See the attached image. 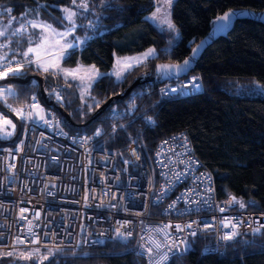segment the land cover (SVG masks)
I'll return each instance as SVG.
<instances>
[{
  "label": "trees",
  "instance_id": "obj_1",
  "mask_svg": "<svg viewBox=\"0 0 264 264\" xmlns=\"http://www.w3.org/2000/svg\"><path fill=\"white\" fill-rule=\"evenodd\" d=\"M106 2L110 6H105L102 0H89V11L80 17L82 23L76 32L92 37L77 48L69 49L63 64L69 67L93 64L108 72L115 54L123 56L154 47L155 57L128 70L119 82L112 75L99 78L91 88V104L82 108L78 106L80 96L74 81L66 83L62 75L44 73L36 66L23 68L22 77L37 74L43 78L46 92L59 90L63 99L56 102L78 124L86 122L111 96L125 92L137 78L155 76L157 63H177L185 59L225 11L264 10V0H175L172 20L181 37L169 47V31L159 29L146 19L155 7L154 0ZM63 6L74 7L72 0H0V11L11 7L16 15L15 28L34 19L63 28L66 23L61 11ZM97 17H100L99 27H87ZM31 32L28 29V34ZM28 34L18 33L12 37L10 46L24 51ZM3 42L6 41H0ZM193 77H199L196 81L202 85L199 92L185 95L177 90L162 95L166 83L181 84ZM253 81L264 83V23L244 18L237 20L226 36L219 37L204 50L186 78L161 84L147 80L86 127L71 126L58 110H53L60 127L67 132L101 130L97 146L102 149L126 154L128 146L136 143L150 166L157 143L171 133L186 130L196 153L215 176L218 195L242 200L245 207L239 206L240 209L264 211V95L248 91ZM12 85L18 90V98L13 99L17 104L29 99L33 92L38 94L40 89V83L34 79ZM121 112H124L122 116L115 117ZM148 118L154 123L149 124ZM113 122L116 127L111 126ZM211 244V234H199L190 241L188 252L175 255L169 264H264V228L259 234L253 232L238 237L215 253H204V247ZM26 261L38 264L36 257ZM0 264H22V259H16L15 254L0 256ZM43 264H144V259L135 253L133 243L107 241L76 251H52Z\"/></svg>",
  "mask_w": 264,
  "mask_h": 264
},
{
  "label": "built area",
  "instance_id": "obj_2",
  "mask_svg": "<svg viewBox=\"0 0 264 264\" xmlns=\"http://www.w3.org/2000/svg\"><path fill=\"white\" fill-rule=\"evenodd\" d=\"M8 8L11 7L1 9L0 14L16 18L13 10L5 11ZM10 47L23 52L20 47ZM8 54L11 58L12 53ZM28 66L36 65L25 67ZM189 82H168L163 89L180 90L187 85V94L200 91ZM6 86L15 89V94L7 99L8 105L23 107L27 112V105L35 103L44 109L41 115L51 126L43 121L21 120L0 101L21 122L18 139L11 145L0 144V252L39 248L42 255L48 249L76 251L120 241L133 243L144 264H169L175 255L187 253L190 241L199 234L213 236V244L203 250L215 253L238 237L252 234V229L264 228V211L240 209L238 204L228 202L232 196L218 195L215 176L196 153L186 130L161 139L153 150L150 166L136 143L128 146L126 154L112 152L95 145L102 135L99 129V135L97 130H64L53 107L49 106L50 115L46 113L48 105L42 101L40 89L38 94L33 92L29 99L17 104L13 102L18 98L17 88L12 83L0 84ZM55 92L59 90L53 89L51 95L47 92L50 99L57 98ZM117 114L118 118L124 112ZM111 126L116 127V122ZM21 209L26 211L21 213ZM229 220L238 224L240 235L224 240L221 237L232 228L225 227L222 221ZM187 224H192V228L176 231L175 225ZM205 224L211 227L205 228ZM29 226L34 236L29 235ZM116 229L126 239L117 237ZM193 231L195 236L191 235ZM129 232L131 236H127ZM18 238L26 243L16 244ZM37 238L39 243L31 242ZM153 242L162 247L157 249ZM173 244L179 246V252ZM148 247L153 248L151 256ZM165 252L168 259L160 262Z\"/></svg>",
  "mask_w": 264,
  "mask_h": 264
},
{
  "label": "snow or ice",
  "instance_id": "obj_3",
  "mask_svg": "<svg viewBox=\"0 0 264 264\" xmlns=\"http://www.w3.org/2000/svg\"><path fill=\"white\" fill-rule=\"evenodd\" d=\"M102 3H105V6H110L106 2V0H102ZM173 3V0H157V6L156 10L151 14L150 17L146 18L151 20L153 23H157L158 25H167V28L171 31H175V25L172 23L170 19V11ZM73 7H65L61 9V11L64 13V20L67 22L66 25H62L64 28L63 31H58L56 28H54L51 24H47L46 22H41L37 20H27L25 23L21 24L18 28L13 29L11 32L9 31L8 27H2L0 28V38L5 40L6 42L0 43V68L6 69L5 71H0V79L7 78L9 75H11L14 78H19L24 75L23 68L26 65H36L38 69L43 71L44 73L51 72L53 75H62L65 79V82L67 83L69 78L72 80H78L82 88V95L81 98L83 99V92L86 91L88 88L91 87V83L95 82L99 78H102L104 76H110L114 75L116 77V80L119 82L123 79V75L126 71L130 70L132 67L136 65H140L144 63L149 58L155 57L156 50L155 49H148L146 52L142 53L140 56L137 57H117L116 58V70L113 73H101L95 65L88 66L85 68L83 65L78 64L76 68L69 69V68H62L60 66L59 61L62 60L65 56H67L69 49H74L79 46L80 43L83 41L80 40L78 37H74L72 42H69L67 37L72 36L77 28L76 18L78 15L89 11V0H80L79 3H77V0H72ZM7 13H11L12 9L8 8L5 9ZM237 14H243V11L234 12L233 10H229L228 12H225L222 16H218L216 18L215 22H222L220 23L221 27H227L228 22L231 21L232 17ZM27 15V13L23 14ZM15 17H12L9 19L8 24L10 25L13 20H15ZM99 19L100 17H97L95 22H89V25L87 27L96 29L99 27ZM39 29V33L37 35L36 41H33L31 37L28 39L29 46L24 50L23 52L17 53L15 50H13L10 45L12 43V37H15L18 33L25 35L28 34V29ZM58 37V38H57ZM202 46V45H201ZM198 46L196 49H193L192 56L195 58L197 54L199 53L200 47ZM4 49H7L8 51H4ZM9 52L12 53L11 58L9 57ZM19 56L20 59H17L16 57ZM191 59L184 60L183 64H174V63H167V64H160L157 65V73L162 74L164 76H172V75H179L182 72H185L189 65L191 64ZM12 65H15L13 67ZM199 80V77H193L192 80L189 82L192 86V88L199 91L202 87L201 84L196 83V81ZM35 83V81H33ZM187 87V85L181 86V94H187V92L184 91V89ZM55 91V90H54ZM248 91L255 95H264V83H261L259 81H253L251 82ZM177 89L173 88H167L162 89L161 93L162 95H168L169 93H176ZM15 94V89H13L10 86L6 87H0V101H3L5 103V106L11 109V111L15 112L16 115L21 120H37L43 121L46 125L51 126V122L46 119L45 115H41V113L44 112V109L40 107L39 105H36L35 103L27 105V107L30 109L29 111L25 112L24 108L21 107L19 109L12 108L11 105H8L7 99L10 95ZM55 95L57 97V100H62L63 97L60 95L59 92H55ZM32 101L35 102L36 97L33 96ZM96 104H99V101H96ZM91 107V106H89ZM132 107L134 108L135 105L133 104ZM149 124L154 123L151 118H148L147 121ZM5 126H10L11 131H7ZM15 128L16 125L12 123V120H9L7 118L0 119V138H7L11 137L15 134ZM100 132L97 130L96 135H99ZM23 143V141H21ZM166 143V142H165ZM167 189H165L166 191ZM229 203L239 204L241 208L245 207V204L242 200H238L235 196H232ZM174 205H170V207H173ZM221 211H224V209H220ZM26 211L25 209H21V213ZM38 215V214H37ZM23 218V217H22ZM195 223V222H193ZM225 227L231 226L232 231L230 233L225 234L223 237H221L224 240H233L235 237L240 235V232L238 231V224L232 223V221H222ZM31 224V222H29ZM166 227H172L171 225H168ZM211 227V225L205 224V228ZM261 227H264L262 225ZM185 228L191 229L192 224H187L184 226L181 225H175V229L178 232H183ZM29 235H35L32 232V228L29 226L27 229ZM160 231H163V229H160ZM254 233L259 234L261 232V228H254L252 229ZM117 237L125 238L124 233H121L119 229H116ZM132 234L129 232L127 233V236H131ZM192 236L196 235V232L193 231L191 233ZM32 243L36 244L39 243V239H34L31 241ZM16 244H24L26 241L24 239L18 238L15 241ZM155 244V247L157 249L161 248L162 245L158 242H153ZM184 243V242H181ZM173 248L176 249L177 252L180 251L179 246L173 244ZM59 250V249H58ZM147 253L149 256L153 253V248L148 247ZM172 248L169 249L171 251ZM185 250H187L185 248ZM48 254L43 255L42 257L39 255L40 249L36 248L33 251H30L28 253H20L19 258L24 260H31L34 257L37 258L38 264H43L44 261L49 260L50 255H52L51 249H48ZM15 254V251H8V252H0V256H13ZM168 259V253L165 252L160 257V262L165 261Z\"/></svg>",
  "mask_w": 264,
  "mask_h": 264
},
{
  "label": "water",
  "instance_id": "obj_4",
  "mask_svg": "<svg viewBox=\"0 0 264 264\" xmlns=\"http://www.w3.org/2000/svg\"><path fill=\"white\" fill-rule=\"evenodd\" d=\"M229 10H233L234 12H240L243 11V14H237L234 15L231 19L230 22H228L227 27H221L220 23L222 22H215L214 26L212 28V30L206 35L204 36L201 40H199L191 49L190 53L187 55V57L185 59H183L180 62L174 63V64H183L184 60L186 59H191L192 62L189 65V67L187 68V70L185 72L180 73L178 76L177 75H172V76H164L162 74H158L157 73V65L160 64H167L170 62H159L156 64L155 66V76L151 77L149 76L148 78H143L145 76L139 77L137 78L123 93L111 96L105 103H103L98 110L84 123H75L70 114L64 110V108L59 105L57 102L53 101L52 99H50L48 93L45 90L44 84H43V78L40 75L37 74H30L27 75L25 77H19V78H14L12 76H9L7 78L4 79H0V84H4V83H26L29 82L30 80H37L40 83V97L42 99V101L44 102V104L55 108L56 110H58L61 114V116H63L66 121L73 127H86L92 120H94L95 118L99 117L100 115H102L106 109L112 105H114L115 103L123 100L135 87H137L138 85H140L141 83L147 81V80H155L158 83H163L167 80H171V79H183L186 78L191 72H193L195 65L198 61V59L201 57L202 53L204 52V50L206 48H208L214 41H216L219 37L221 36H226L228 34V32L231 30V28L233 27L234 23L239 20V19H244V18H248V19H252V20H257L260 22L264 23V10L262 11H255V10H251V9H229ZM229 10L225 11L228 12ZM224 12V13H225ZM224 13H222L219 16H222ZM202 45V46H201ZM198 46L200 47L199 53L197 54V56L195 58H193L192 53H193V49H196ZM0 110L4 113H6L9 117H11L13 119V121L16 124V131L13 137H11L8 140H0V144H4V145H11L13 144L19 137L20 135V131H21V122L20 120L13 114L10 112V110H8L1 102H0Z\"/></svg>",
  "mask_w": 264,
  "mask_h": 264
},
{
  "label": "rangeland",
  "instance_id": "obj_5",
  "mask_svg": "<svg viewBox=\"0 0 264 264\" xmlns=\"http://www.w3.org/2000/svg\"><path fill=\"white\" fill-rule=\"evenodd\" d=\"M155 1V7H154V9H153V11L152 12H150L148 15H147V18L148 17H150L151 16V14L156 10V6H157V0H154ZM174 2H175V0H173V3H172V6H171V8L169 9V11H170V19H171V21H172V23L175 25V23L173 22V20H172V7H173V4H174ZM66 6H63L62 7V9L63 8H65ZM74 8V7H73ZM64 14V13H63ZM83 15V13L82 14H80V15H78L77 16V18H76V23H77V25L79 26L81 23H82V20H80V17ZM149 20V19H148ZM8 21H9V18H7V17H5V16H3V15H1L0 14V28H2V27H8V29H9V31L11 32L13 29H16L15 27H14V23H13V21H12V23L9 25L8 24ZM151 21V20H150ZM152 22V21H151ZM47 24H51V23H48V22H46ZM153 23V22H152ZM67 24V22L65 23V25ZM154 25H156L159 29H162V30H168L169 31V41H168V46L169 47H171L172 45H174V44H176L178 41H179V39H180V37H181V34H180V31H179V29L177 28V26L175 25V31H171V30H169L168 28H167V25L165 24V25H158L157 23H153ZM52 25V24H51ZM54 28H56L58 31H63L64 30V28H58V27H55L54 25H52ZM77 26V27H78ZM18 28V27H17ZM77 29V28H76ZM29 30L30 31H32L31 33H29L28 35H27V41H26V43L24 44V47H23V49L24 50H26V48L29 46V44H28V39H29V37H31V39L33 40V41H36V39H37V35H38V33H39V29H32V28H29ZM74 37H78V38H80V40L81 41H83L82 43H84V42H86L88 39H90L92 36H89V34L88 33H84V34H82V35H80V34H78L77 32H76V30H75V32L73 33V35L72 36H69V37H67V39H68V41L69 42H72L73 41V38ZM58 38V37H57ZM1 40H3L2 38H0V41ZM82 43H80L79 45H81ZM77 48V47H76ZM148 49H155L154 47H148V48H146V49H144L143 51H139V52H136V53H133V54H127V55H123V56H119L118 54H115V59H114V63H113V66H112V68L108 71V72H104V71H101V70H99L97 67V69L101 72V73H113L115 70H116V58L117 57H137V56H140L142 53H144V52H146ZM156 50V49H155ZM64 59V58H63ZM63 59L62 60H60L59 61V63H60V66L62 67V68H69V69H74V68H76V66L78 65H76V66H74V67H69V66H66V65H64L63 64ZM79 64H81V65H83L85 68H87L88 66H91V65H93V64H82V63H79ZM133 68V67H132ZM127 72V71H126ZM125 72V73H126ZM124 73V74H125ZM112 76H114V75H112ZM124 76V75H123ZM63 77V76H62ZM115 77V76H114ZM64 78V77H63ZM116 78V77H115ZM69 80H72V79H70L69 78ZM72 81H74L76 84H77V86H78V90H79V96H80V104L78 105L80 108H82L83 106L85 107L86 106V104H91V100L89 99V97H90V94H91V88H92V86L94 85V83L97 81H95V82H93V83H91V87L90 88H88L86 91H84L83 92V99L81 98V95H82V88H83V86L81 85V83L78 81V80H72ZM50 95H51V93H49ZM52 98V100H55V101H59V100H57V98H55V97H51ZM45 109H46V113L48 114V115H50V107L49 106H46L45 107ZM55 112V111H54ZM56 113V112H55ZM56 115H57V113H56ZM3 118H7V119H9V120H12V123L13 124H15V122L13 121V119L11 118V117H9L6 113H4V112H2L1 110H0V119H3ZM16 125V124H15ZM6 127V130L7 131H11V127L10 126H5ZM15 130H16V128H15ZM12 137V136H11ZM11 137H7V138H0V140H8V139H10ZM95 145H97V142H96V144ZM21 252H17V253H15V258L16 259H20L19 258V254H20ZM41 257L43 256V255H40ZM37 259V258H36ZM22 264H30L28 261H26V260H24V259H22Z\"/></svg>",
  "mask_w": 264,
  "mask_h": 264
}]
</instances>
